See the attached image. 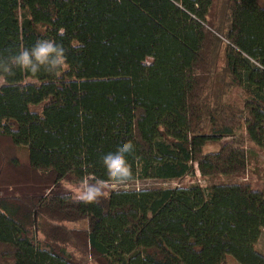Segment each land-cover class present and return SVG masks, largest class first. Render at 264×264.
<instances>
[{
	"label": "trees",
	"instance_id": "1",
	"mask_svg": "<svg viewBox=\"0 0 264 264\" xmlns=\"http://www.w3.org/2000/svg\"><path fill=\"white\" fill-rule=\"evenodd\" d=\"M40 37L62 43L61 74L17 72L0 85V179L23 171L22 145L31 173L15 185L20 198L0 196V264H85L67 245L95 264H264V191L239 182L112 190L91 204L41 191L68 176L114 182L100 157L120 139L135 144L129 180L241 175L243 143L264 148V7L0 0V57ZM232 87L239 107L221 100ZM81 220L85 229L65 224Z\"/></svg>",
	"mask_w": 264,
	"mask_h": 264
},
{
	"label": "rangeland",
	"instance_id": "2",
	"mask_svg": "<svg viewBox=\"0 0 264 264\" xmlns=\"http://www.w3.org/2000/svg\"><path fill=\"white\" fill-rule=\"evenodd\" d=\"M257 3L260 6L264 7V0H257ZM220 65V61H219ZM147 71L146 68L141 69V73L145 74ZM3 83V80H0V85ZM242 93L238 88L232 87L228 89L225 93V95L221 98L222 101L225 103H229L231 105H235L237 107L241 106L242 104ZM229 139H223L221 140V143L228 141ZM5 145V148L8 147V142H2ZM220 144V142H219ZM218 146L217 144H213L212 146H208L209 149H216ZM240 153H244L243 156H246L247 159V166L244 170V172L241 175L238 176H222V175H215V176H201L199 172L196 170L194 174L184 176L180 179L175 180H163L158 178H144V179H133L128 180L126 183L120 184L117 182H105L109 185L107 189V194L112 190H138V189H145V188H168V187H174V186H186L190 184H199L203 187H208L212 184L216 183H226V182H239L243 185H247L252 189H258L264 191V148H259L255 144L247 141L243 143V146L239 149ZM14 154L17 157L19 163L23 168V171L19 172L16 177L9 178L12 175V172L10 170L5 172L6 177L4 176V169L2 173V178L0 179V196L8 195V196H16L19 197L22 196L21 194V188L18 186H15L16 184H19L17 182L18 180L28 177L29 174L24 172L26 171V163L28 161V153H27V147L26 146H17L14 150ZM3 164V163H2ZM0 166L1 162H0ZM3 183H11L8 185L9 187H1ZM32 183L30 184V188L32 187ZM77 183L75 181V178L72 176H68L67 178L61 180L57 185L50 186L46 188V186L43 187L42 194L50 193V195L58 194V193H67L70 194L73 199L75 197L71 194L69 191L70 188L76 186ZM46 188V189H45ZM32 189V188H31ZM31 189L27 187L24 192L31 193ZM106 196H102L105 198ZM66 226L69 228H75V229H85L86 228V221L81 220L77 222H65ZM40 228V226H39ZM35 237L36 241H38L40 244H43L44 242V235L43 233L36 229L35 231ZM66 248L70 250L74 254V258L78 260H82L85 262V264H95L93 259L87 254H79V251L71 247L70 245H67ZM255 248L264 253V231L255 243ZM82 255V256H80ZM224 264H239L237 263L231 256H226L224 260Z\"/></svg>",
	"mask_w": 264,
	"mask_h": 264
},
{
	"label": "clouds",
	"instance_id": "3",
	"mask_svg": "<svg viewBox=\"0 0 264 264\" xmlns=\"http://www.w3.org/2000/svg\"><path fill=\"white\" fill-rule=\"evenodd\" d=\"M59 34H62V30ZM66 61L62 43L40 37L30 46H16L7 57H0V80L14 78L17 72L37 76L42 70L49 75L59 76ZM134 151L135 144L131 139H120L106 149L100 159L107 177L120 184L126 183L132 176V164L128 156ZM108 187L102 178L89 176L82 178L69 191L78 202L91 204L106 196Z\"/></svg>",
	"mask_w": 264,
	"mask_h": 264
}]
</instances>
